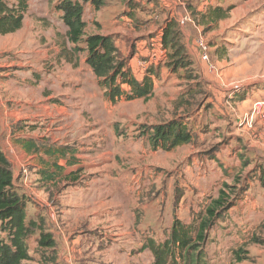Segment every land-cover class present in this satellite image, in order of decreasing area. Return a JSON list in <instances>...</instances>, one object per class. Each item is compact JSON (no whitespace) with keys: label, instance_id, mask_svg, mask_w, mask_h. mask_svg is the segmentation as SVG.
<instances>
[{"label":"rangeland","instance_id":"374dc122","mask_svg":"<svg viewBox=\"0 0 264 264\" xmlns=\"http://www.w3.org/2000/svg\"><path fill=\"white\" fill-rule=\"evenodd\" d=\"M57 2L28 0L21 38L0 36V65L14 62L28 71L18 77L27 86L23 96L44 106L31 108L34 120L0 134L26 220H43L56 243L55 261L45 263L40 255L48 252L38 250L32 235L25 264H151L147 242L167 240L174 219L195 228L222 189L234 205L207 231L200 264H264V189L257 180L264 170V111L256 112L264 108V0H167L168 6L111 0L98 15L86 10L85 36L116 33L119 55L128 63L133 46L144 60L149 39L175 20L197 76L169 73L166 57L151 67L159 72L151 98L115 105L95 85L86 54L68 43ZM202 3L231 11L204 28L195 17ZM123 6L134 7L136 19L116 25ZM181 18L189 21L180 25ZM199 39L212 71L201 60ZM14 44L24 45L25 53H3ZM219 47L221 57L215 55ZM145 72L138 67L132 75L141 79ZM180 117L192 143L151 150L142 129ZM27 144L37 149L27 152ZM45 172L58 177L54 184L40 181ZM237 251H243L240 262Z\"/></svg>","mask_w":264,"mask_h":264},{"label":"trees","instance_id":"16d2710c","mask_svg":"<svg viewBox=\"0 0 264 264\" xmlns=\"http://www.w3.org/2000/svg\"><path fill=\"white\" fill-rule=\"evenodd\" d=\"M28 0H0V36L12 35L23 27L25 14L28 10ZM107 4V0H58L54 10L60 22L66 27L68 43L76 47V51H83L85 64L90 68L97 86L103 92V98L111 105L121 101L148 100L154 93V78L159 77L158 69L146 70L144 76L137 80L132 75L128 61L121 58L112 36L92 34L85 36L86 22L84 8L89 5L94 12L100 11ZM203 6H205L203 8ZM202 9L195 14L197 24L204 28L216 26L217 23L228 18L231 8L221 6L211 7L203 3ZM175 20H169L162 28L161 42L167 52L166 69L169 73L177 71L187 73V78L196 80L191 71V62L185 47L181 42L180 31ZM78 45H82L79 48ZM133 52V51H132ZM215 55H223L222 48H216ZM132 58V57H131ZM186 75V74H185ZM142 136L146 137L149 147L153 151H172L178 147L189 145L193 135L183 119L174 118L168 122L145 127ZM25 150L35 151L33 146H24ZM49 154V153H48ZM51 157L56 154L50 153ZM58 177L44 173L41 180L44 184H54ZM258 182L264 189V170L260 171ZM234 187L224 184V189L235 195ZM229 193L223 189L219 191L200 216L195 228L185 226L174 219L167 240L156 244L152 240L147 242V248L153 256L151 264H200L199 248L203 247L207 231L219 220L226 211L234 205ZM0 232L5 238H0V264H25L30 260L27 239L37 234L38 250L42 253L41 261L53 263L55 261L56 243L52 234L44 227L43 220L27 221L25 202L18 195L13 184L11 165L0 146ZM243 251L235 252L236 261L244 258Z\"/></svg>","mask_w":264,"mask_h":264},{"label":"crops","instance_id":"0c3cea01","mask_svg":"<svg viewBox=\"0 0 264 264\" xmlns=\"http://www.w3.org/2000/svg\"><path fill=\"white\" fill-rule=\"evenodd\" d=\"M110 1L111 0H107V4L104 8L109 6L108 4H110ZM159 2L161 5H167V6L169 5L167 3V0H159ZM111 3H112V5H114V4L120 5L121 0H112ZM122 4H123V0H122ZM202 4L200 5L199 10L202 9V7H201ZM104 8H102V9H104ZM86 10H88L90 13L97 14V15L100 14V11H101L100 10L98 12H94L91 10L89 5L85 6L84 12ZM123 11H125L123 13L124 15L122 17H119L118 20H116L114 24L120 25V24H123L125 22H131L132 23L133 20L136 19L135 15H134L135 14L134 11H137V10L134 9V7H129V8L126 7L124 9V6H123ZM23 29H24V22H23V27L21 30H19L18 32L14 33L12 35L4 36L5 38L9 37V39L6 41H11L12 39L17 40L18 38H21ZM115 34L116 33H107V34H105V36H112L115 39ZM146 42H147L146 39L143 38L140 40L139 44L143 45ZM148 44H149V42H147L146 52L143 54L144 56L142 57V59L147 54ZM16 46H18V47H16ZM24 50H25L24 45H21L19 47V45L14 44V45L6 46L3 49V51H4L3 53H5L7 51H12L15 53L23 54V53H25ZM132 51H133V57L131 58L132 61H129L128 66H130L131 71L134 73V71L138 69L137 63H138L139 59H141V58L137 57V51H138L137 45L133 46ZM3 61L4 60H0V64ZM84 61H85V59H84ZM18 68H19V65H15L14 62H12L11 64L4 63V64L0 65V134L4 130L11 133V131H14L13 126H15L18 123L27 124L28 120H34L33 117L37 116L38 114H36L31 108H39V107L44 108L43 105H40V101H37L35 103L33 101H29L28 99H26L23 96L24 89L27 88V86L23 82L18 81V77H22V78L26 77L24 75H27V77H28L29 72L25 71L23 69H18ZM5 69H12V72H6L7 70H5ZM141 72H143V71L141 70ZM14 74L16 76H14ZM137 80H139V79L137 78ZM95 85L97 86L96 81H95ZM54 106L55 105H50L49 108H51V110L55 111ZM27 145H32V144H27ZM27 152H29V151H27Z\"/></svg>","mask_w":264,"mask_h":264},{"label":"built area","instance_id":"2783aa9c","mask_svg":"<svg viewBox=\"0 0 264 264\" xmlns=\"http://www.w3.org/2000/svg\"><path fill=\"white\" fill-rule=\"evenodd\" d=\"M187 21H189L188 18H183V19L181 18V20L178 22L180 25H182L183 22H187ZM196 46L200 52L201 60L205 61V63L208 64V69L212 71L213 66L210 64V61L208 58V51H207L206 44L204 43L202 39H199ZM166 57H167V52L163 48V45L161 42V34H160L150 39L149 44H148L147 54L144 60H139L137 64H138V67L142 71H146L150 69L151 67L156 66L159 62L164 61ZM260 110L264 111V108H261V107L256 108L257 113H259Z\"/></svg>","mask_w":264,"mask_h":264}]
</instances>
